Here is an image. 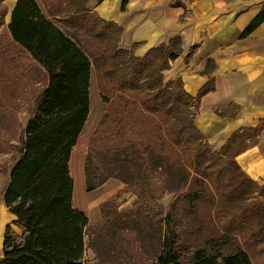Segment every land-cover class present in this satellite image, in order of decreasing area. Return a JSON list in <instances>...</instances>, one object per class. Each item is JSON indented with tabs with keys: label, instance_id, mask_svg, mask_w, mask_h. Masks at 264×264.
I'll return each instance as SVG.
<instances>
[{
	"label": "trees",
	"instance_id": "16d2710c",
	"mask_svg": "<svg viewBox=\"0 0 264 264\" xmlns=\"http://www.w3.org/2000/svg\"><path fill=\"white\" fill-rule=\"evenodd\" d=\"M4 1L0 84L8 79V68H15L8 50L13 48L41 75L43 88L2 196L23 237H11L6 226L0 264H254L253 248L264 264V185L248 178L235 160L257 144L264 119L235 132L217 151L196 128L190 109L212 88L206 85L192 98L180 78L163 82L162 72L181 54L180 38L136 57L118 48L122 29L90 9L103 0H38L46 14L37 0H17L7 25ZM263 21L264 11L239 37ZM92 67L107 109L86 159V191L109 179L123 185L99 205L102 222L94 227L73 206L69 170L90 112ZM10 114L2 131L19 126ZM245 139L249 142L242 145ZM97 143L101 158L94 151ZM123 195L136 200L121 208ZM166 195L174 199L163 212ZM232 200L238 206L223 223V202ZM203 202L214 207L209 219L214 236L201 245H186L177 230L179 206L190 207L193 217ZM203 231L201 222L197 232ZM87 249L94 255L91 263L85 259Z\"/></svg>",
	"mask_w": 264,
	"mask_h": 264
},
{
	"label": "crops",
	"instance_id": "0c3cea01",
	"mask_svg": "<svg viewBox=\"0 0 264 264\" xmlns=\"http://www.w3.org/2000/svg\"><path fill=\"white\" fill-rule=\"evenodd\" d=\"M16 2H3L5 25L10 22ZM37 2L46 14L41 2ZM90 9L102 20L122 29L118 48L131 51L136 57L168 44L174 37L180 38L181 54L162 72L163 82L180 78L184 91L192 98L206 85L212 88L194 105V124L215 150H220L235 132L255 128L264 119V21L248 36L239 37L264 11V0H103L91 4ZM89 97L91 100V94ZM218 112L227 113L219 115ZM248 142L245 139L241 144ZM235 160L248 178L264 185V129L257 144ZM82 184L79 197L73 181L74 208L86 216L88 226H98L102 222L99 205L116 195L123 185L110 179L87 192L84 175ZM134 200L133 196L126 195L122 207L130 206ZM8 216L13 224L15 217L9 212ZM3 239L0 237V258ZM93 257L87 249L85 258L92 261Z\"/></svg>",
	"mask_w": 264,
	"mask_h": 264
},
{
	"label": "rangeland",
	"instance_id": "374dc122",
	"mask_svg": "<svg viewBox=\"0 0 264 264\" xmlns=\"http://www.w3.org/2000/svg\"><path fill=\"white\" fill-rule=\"evenodd\" d=\"M42 7L44 8L43 4ZM8 50L10 51V55L15 57V65H13L15 66V68H8V73H6V77L8 76V79L1 83L3 84L2 86L0 84V106L2 104V109L0 108V237H4L5 235V229L6 226H8L6 224H11L9 231L11 237H23L22 228L14 226L10 222V220H8V211L3 205L2 196L8 182L9 172L19 158V149L22 147L21 141L23 139V132L31 113L33 112L36 103L39 100V93L40 90H42L43 88V80L41 78V75L38 74V71L33 66L29 65V62H27L23 56H20L17 50L13 48H8ZM89 94H91L89 115L91 112L94 111L93 121L88 133L84 137L83 145L80 146L82 151V161H80L82 167H80V170L78 172L79 174L77 176H71L75 183V194L79 197L83 192L82 175H84L86 159L88 157L89 150L94 142V139H98L97 132L99 130V125L102 119L104 118L107 109V105L104 104L100 98L99 87L97 82V72L93 67L91 70ZM190 109L192 111H195L193 103H190ZM12 111L19 126L18 128H15L16 126H14L11 127L10 130L2 131V129H7L6 121L8 122L9 120H12L10 114ZM117 126L118 130L120 131L121 128L118 123ZM81 134L82 133H80L78 137L79 140L81 138ZM96 149V157L101 158L103 155L100 153V145L98 149V143L97 145H95L94 151ZM84 189H86L85 186ZM124 198L125 195L121 196L119 202H122ZM163 199H166V202H164ZM163 199L161 200V205L163 212H166L172 200L174 199V195H166ZM257 199L259 198L257 197ZM235 206H238V202L235 200L228 201L227 203L223 202L224 213H222L220 216H225V219H223L222 221L223 223L228 220L229 210ZM213 208L214 207H210L207 202H203L199 204L197 208H195L196 216L191 217L190 215H188V210L190 209V207L185 204H181L179 206L176 219L178 224L177 230L179 231V234L182 237V241L186 245H192L193 243H195L196 245H201L205 238L214 236L215 224L209 221L212 215ZM201 222L204 223V231L198 233L197 229ZM218 226L220 228L219 224ZM249 253L252 257L254 264H260L259 261L255 258V248L250 249ZM85 259L89 263H91V260L89 258Z\"/></svg>",
	"mask_w": 264,
	"mask_h": 264
},
{
	"label": "bare ground",
	"instance_id": "6f19581e",
	"mask_svg": "<svg viewBox=\"0 0 264 264\" xmlns=\"http://www.w3.org/2000/svg\"><path fill=\"white\" fill-rule=\"evenodd\" d=\"M93 116H94V111L90 113L89 115V118L87 120V123L86 125L84 126V129L82 131V134H81V138L80 140H78L77 144H76V147L74 148V151L73 153L71 154L72 157H71V161H70V164H69V167H70V170H71V176L72 177H75L77 176L79 173V170H80V167H81V162L82 161V151H81V145H83V140H84V137L85 135L88 133L89 129H90V126L92 124V121H93ZM79 158V160H78Z\"/></svg>",
	"mask_w": 264,
	"mask_h": 264
}]
</instances>
